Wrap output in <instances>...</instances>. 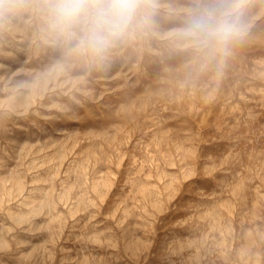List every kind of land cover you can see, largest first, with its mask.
I'll use <instances>...</instances> for the list:
<instances>
[{
	"label": "rangeland",
	"instance_id": "obj_1",
	"mask_svg": "<svg viewBox=\"0 0 264 264\" xmlns=\"http://www.w3.org/2000/svg\"><path fill=\"white\" fill-rule=\"evenodd\" d=\"M51 3L0 0V264H264V0H140L100 54Z\"/></svg>",
	"mask_w": 264,
	"mask_h": 264
},
{
	"label": "clouds",
	"instance_id": "obj_2",
	"mask_svg": "<svg viewBox=\"0 0 264 264\" xmlns=\"http://www.w3.org/2000/svg\"><path fill=\"white\" fill-rule=\"evenodd\" d=\"M141 7L140 0H52V26L71 35V29L83 25L81 47L100 54L111 40L121 35ZM231 9L206 12L195 18L189 35L205 42L226 44L239 33Z\"/></svg>",
	"mask_w": 264,
	"mask_h": 264
}]
</instances>
